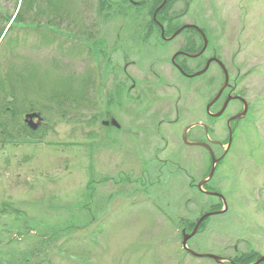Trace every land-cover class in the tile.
Segmentation results:
<instances>
[{
  "label": "rangeland",
  "instance_id": "obj_1",
  "mask_svg": "<svg viewBox=\"0 0 264 264\" xmlns=\"http://www.w3.org/2000/svg\"><path fill=\"white\" fill-rule=\"evenodd\" d=\"M45 2L28 8L0 0V102L22 125L13 139L0 129V264H254L264 257V0ZM155 21L171 40L164 46L154 47L162 43ZM186 29L202 36L201 50L216 52L249 105L231 124L230 148L205 189L197 187L212 164L181 136L204 122L220 157L226 121L240 103L227 98L225 113L207 119L206 104L215 113L225 96L211 107L224 90L221 70L210 66L204 89L200 78L176 79L169 59L194 34ZM148 52L166 60L154 69L167 83L144 98L167 104L172 121L177 108L179 120L146 145L124 134V56L149 59ZM32 114L34 128L26 121ZM206 193L222 196L225 207ZM225 208L186 242L221 261L187 253L183 234Z\"/></svg>",
  "mask_w": 264,
  "mask_h": 264
},
{
  "label": "flooded vegetation",
  "instance_id": "obj_2",
  "mask_svg": "<svg viewBox=\"0 0 264 264\" xmlns=\"http://www.w3.org/2000/svg\"><path fill=\"white\" fill-rule=\"evenodd\" d=\"M131 1L132 0H127L130 6L133 5ZM172 21L176 22L178 21V19H174ZM154 23L155 25H157V28L159 27L158 28L159 34H155V33L154 34L156 37H158L159 40L161 39L162 41V43L155 42L154 47L164 46L166 43H169L171 40L168 41L166 39L168 36L166 37V36L161 35L160 25L162 24L158 21H155ZM183 25H188V24H182L180 26H183ZM190 25H193V24H190ZM148 31L152 32L151 30H148ZM186 31L187 32L190 31L192 33L195 32L193 29H186ZM196 33L197 34L194 33V34L184 35L183 45L177 46L178 51L175 52L173 56L169 59V65L170 67L174 69L175 72H177V75L179 76L176 78L177 80L183 79V80H186L192 83L193 80H197L200 78V82L202 84L203 89L205 88V86H208L207 74L210 70V66L211 65L217 66L221 70V73L223 76V83L220 89H222L223 87L225 88L219 95L218 99H216V101L212 103L211 107L215 105L219 100L222 99L221 97H223L224 93H225V96L222 100L223 106H224L225 99L230 98V97H232L233 101L240 103V109L238 111H234L232 115H230L226 121V127L228 130V142H229L230 134L231 136L233 135L231 124H235L245 118V116L249 112L248 111L249 105L245 102V100H243V98L240 95H237L235 93L237 85L236 83L231 84L229 82V73L226 69V66L224 65V62L221 61L217 57L216 52H212L211 55H209L208 45L205 46L206 47L205 49H202V50L200 49L202 47L203 39H202V36L199 35L198 32ZM202 33L204 34L203 31ZM195 37L200 38V41H201L200 47L196 44ZM141 39L142 38L140 37L139 40ZM142 41H146V40H142ZM147 44L151 45L149 43ZM147 55H152V56L149 59L139 58L138 60L134 58H130L129 56H124V134L129 137L141 139L144 141L143 144H146V145L150 144L149 142H151L154 139H157V138L164 139L163 136H160L161 127L173 126L179 120L178 115H177L178 113L177 108L175 109L177 118L174 121H172L168 117L169 111H168L167 104L161 103L159 101V98H144V96L149 97L151 95L157 94L159 90L158 87H160L162 84L167 83V79L164 78L161 73L160 74L158 73L159 68L154 69V66H157L156 65L157 63L162 64L164 61L166 62V60L161 61L160 60L161 56H159V53H156V52H148ZM138 63L140 64L138 65ZM133 68H137L138 74H141V75L140 76L135 75ZM205 69L206 71H203ZM202 71L204 73H201ZM198 73H201V74L196 75ZM226 76H227V81H225ZM164 87L168 89L170 88V86H164ZM220 89L218 90V92L220 91ZM230 102L231 101H229V103ZM222 105L221 107L223 108ZM207 106H208V103L205 106V116L207 119L219 118L223 113H225L228 107V105H226L227 107H225L222 114L218 117H215L213 115H216L218 111L220 112L222 108L220 107V109L216 111L215 113H210V111L208 112L206 108ZM243 113L244 115H242ZM208 135H209L208 125L202 121H199L194 124H190L186 128L185 132L181 136V140L186 149H199L203 151L205 155L207 156V160L210 161L211 164L213 160L218 161L216 163V167H217L218 164H220V162L222 161V159L226 156L230 148L231 142L229 146L227 142L226 149L223 150V154L220 157L216 158L211 148L213 144L210 145L208 143V140H209ZM231 141H232V138H231ZM218 146L220 148H224L223 144H219ZM127 165H132V164H127ZM205 188H206V185H204V189ZM217 197L218 196L214 198H217Z\"/></svg>",
  "mask_w": 264,
  "mask_h": 264
},
{
  "label": "water",
  "instance_id": "obj_3",
  "mask_svg": "<svg viewBox=\"0 0 264 264\" xmlns=\"http://www.w3.org/2000/svg\"><path fill=\"white\" fill-rule=\"evenodd\" d=\"M182 29H183V28H181L180 30L176 31V32L173 34L172 38L175 37L177 34H179V32H180ZM203 71H205V70H203ZM203 71H202V72H203ZM202 72H201V73H202ZM201 73H198V74H196V75H199V74H201ZM225 81H227V76L225 77ZM223 88H225V87H223ZM223 88H222V89H223ZM221 91H222V90H221ZM221 91H220V92H221ZM218 96H219V95L216 96L215 100L217 99ZM228 101H229V99L226 100V102H225V104H224L222 110H221L218 114H216L215 116H219V115L222 114V112H223L225 106L227 105ZM242 115H244V113H243ZM34 117H38V116H36V115H34V114L26 116V121H28V123L30 124V126H33V128L36 127V124H33V123H32V119H33ZM37 125H38V124H37ZM231 138H232V136H231V134H230V136H229L228 146H229V144H230V142H231ZM210 154H211V153H210ZM211 155H212V154H211ZM212 157H213V156H212ZM217 162H218V161H216V160H213V161H212V168H211L210 174L208 175V177H207V179H206L205 181L199 183V185H198V188H199V189H201V186L204 185L205 183H207V181L212 177L213 172H214V169H215V165H216ZM206 194H207V195H210V196H216V195H217V194H215V193H206ZM217 196H219V195H217ZM219 198L222 200L223 205H224V207H225V201H224V199L222 198V196H219ZM225 210H226V208H225L223 211L216 212V213H214V214H205L204 216L201 217V219H200L199 222L196 224V226L194 227V229L192 230V232H191L190 234H188V235L183 234V238H182V247H183V249H184L187 253H189V254H191L192 256L197 257V258H209V259H212V260H214V261H216V262H220V261H221V259H220L219 257L213 256V255H210V254H196V253L190 251L189 249L186 248V242H187V240H189L193 235H195V233H196V231H197V228H198L199 224L201 223V221H203L204 219H206V218H207L208 216H210V215H220V214H222ZM259 263H264V257H260V258H258V260L256 261V263H254V264H259Z\"/></svg>",
  "mask_w": 264,
  "mask_h": 264
},
{
  "label": "trees",
  "instance_id": "obj_4",
  "mask_svg": "<svg viewBox=\"0 0 264 264\" xmlns=\"http://www.w3.org/2000/svg\"><path fill=\"white\" fill-rule=\"evenodd\" d=\"M34 0H21V4L24 5L25 7V3L26 5L28 6V8H30V5L32 4ZM38 0H35V2H37ZM44 2L46 0H43ZM48 1V0H47ZM47 1L45 3H47ZM26 6V7H27ZM18 18L20 16V13L18 12ZM3 16L2 14H0V19H2ZM2 32L0 31V34ZM18 79H20L18 77ZM17 79V82H19V80ZM9 80V81H8ZM8 81V84H10L9 86L11 87L12 85V80L10 79H7ZM1 84V82H0ZM4 84H1L0 88L3 86ZM8 106L9 104L5 103L4 100L0 102V129H1V134L3 136H6L8 135L9 137L5 138V139H13L11 138L12 136L10 135V132L11 134L14 133L13 131H15L16 129L19 130V127H22L21 124L18 123L17 119H15L8 111ZM12 122V123H11ZM12 124V125H11ZM13 127V129L11 128Z\"/></svg>",
  "mask_w": 264,
  "mask_h": 264
}]
</instances>
